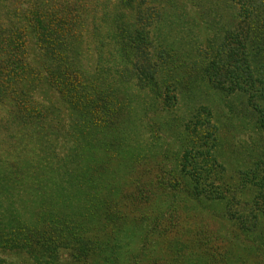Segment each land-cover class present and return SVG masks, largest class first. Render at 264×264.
I'll use <instances>...</instances> for the list:
<instances>
[{"label":"trees","instance_id":"1","mask_svg":"<svg viewBox=\"0 0 264 264\" xmlns=\"http://www.w3.org/2000/svg\"><path fill=\"white\" fill-rule=\"evenodd\" d=\"M107 3L104 12L128 11L108 35L85 0H0V133L19 135L0 138L15 157L0 154V264H264V0ZM165 22L198 33L195 60L167 49L153 67L150 29L158 38ZM112 41L151 91V112L164 115L161 155L131 150L128 96L95 78ZM189 61L193 80L160 91L158 72L187 75ZM204 77L224 109L200 107L175 128L181 91ZM52 101L73 119L65 156L44 151L54 146L41 136ZM22 136L45 143L31 148Z\"/></svg>","mask_w":264,"mask_h":264},{"label":"rangeland","instance_id":"2","mask_svg":"<svg viewBox=\"0 0 264 264\" xmlns=\"http://www.w3.org/2000/svg\"><path fill=\"white\" fill-rule=\"evenodd\" d=\"M87 9L90 8V6L93 4L94 6V15L96 19V23L100 26L102 34L108 35L107 32L110 31V34H113V28L111 26V21L116 16V13H128V11L123 9L122 7L118 10H115V7L113 9H110L109 12H104L105 7L104 5H108L107 0H85ZM158 1L154 2L155 5H157ZM84 5V7L86 6ZM130 13V12H129ZM129 15V14H128ZM91 21V20H90ZM86 24V29H88V26L90 25L89 22ZM173 20H170L172 22ZM166 23L165 26L161 27L159 31L162 33L165 39H161V33L157 35V28L153 30V33L150 29V41L151 46H155V49L150 51L152 55V64L155 68V65H160L158 54L159 53H165V50H170V54H168L169 58L177 59L180 55L181 56H188L192 61L196 59L195 56H191L192 54L196 53V46L197 44L200 45L202 39L198 35L195 36L193 34V31L188 32V30L183 25H179L178 23ZM91 23V22H90ZM88 25V26H87ZM112 28V29H111ZM109 38V37H108ZM108 40V39H107ZM109 41V40H108ZM107 42V41H106ZM89 46L92 52V48H94L95 42L94 38L89 37ZM113 44V45H112ZM114 42L111 43L108 42L107 48H104L103 58L108 57L111 53L113 55L109 56L106 60V62H103V68L104 71L97 70L95 74V78L98 80L99 85L103 84L108 87H113L114 90H118V96L121 97L119 92L127 97V104L132 108V117L131 124L135 125L136 131L131 133V135L134 137V141L131 146V150L133 152H145L150 153L151 149L157 153V155L162 154V150L165 149V140L163 133H160L157 128H159L160 124L158 123V120H162L164 118L163 116L156 117L155 113L153 114L151 110L155 108V104L153 102V95L151 91L148 88L141 89L139 86L136 78L134 79V76L132 75V72L129 73L125 71V67L123 66V63L120 60L119 55L116 54V46H114ZM109 51V53H108ZM88 52V48L84 49V58L86 57V54ZM178 56V57H176ZM114 59V60H113ZM174 59V60H175ZM113 60V61H112ZM189 61L186 66L188 67L187 75H182L179 73V71L175 73V75H169L166 73L164 76L160 75V79H158V83L160 86V91L164 90V88L170 84L171 79L177 80L179 78L181 82L185 85L188 79L194 78V73L190 70L193 68L190 66ZM84 63L86 64V61L84 60ZM91 60L87 62V64L90 65ZM126 65V64H125ZM127 68H129L128 64L126 65ZM177 67V62L176 66ZM130 69V68H129ZM157 69V68H156ZM179 70V69H178ZM149 66H146L145 73L147 74L149 72ZM187 79V80H186ZM117 82V83H116ZM200 87L196 88L193 87L192 90L183 89L180 93V95H184L186 92L189 94L187 98V101L185 102L183 98H180L177 104V111L173 114L169 115L168 119H173L175 121L176 127L184 129V125H186L190 120H192V115L196 113L200 107L209 106L211 105L215 110L221 111L224 109L223 102L221 101V98L218 96L217 93H214L213 90L210 88L209 83L207 82V79L204 77L203 81L199 83ZM178 85L174 84L169 88L174 94L177 95V89ZM182 87V86H181ZM55 93V92H54ZM126 95H125V94ZM179 95V96H180ZM50 97L52 100H56L54 94ZM57 97H59V94H56ZM38 100V99H36ZM48 107L52 109V114L49 118L46 117L47 120L46 123H50L47 129V133L42 134L41 136H44L45 142H51L54 144L53 149L51 147H46L44 150L45 152L54 151V154L59 156H65L67 155V151L69 150V147L72 144V138H74V130L72 127L73 119L66 115L64 112L62 105L60 106L57 101L52 102H45ZM125 105V101H124ZM192 109H195L191 111ZM154 110V109H153ZM226 111V110H225ZM193 112V114H192ZM191 113V114H190ZM55 115L59 117L60 120L55 118ZM200 118L203 120L205 118V112H203L200 116ZM223 121H230L229 117L222 119ZM235 122V121H234ZM174 125H171L172 127ZM160 127L164 128L165 124L161 125ZM137 133V134H136ZM184 132L178 133L174 135V138L178 135H183ZM12 136H19L17 130L13 128V126L8 131H1L0 138H8ZM184 136V135H183ZM183 136L178 139V145L176 147V151L179 149L180 141L183 139ZM170 138L172 136L169 135ZM167 140V139H166ZM173 140V138H172ZM25 143L27 146L30 145L31 148L37 146V148L42 147V145L45 143L42 140H38L36 138L28 137V136H22V139H20V142ZM11 148L14 149L13 152H21L19 145H13L9 144ZM0 154L7 156L10 159H15L14 156L9 157L6 153L0 152ZM22 155V153H20ZM45 154L44 156H47ZM51 158V157H50ZM48 160V159H46ZM2 201V199L0 200Z\"/></svg>","mask_w":264,"mask_h":264}]
</instances>
